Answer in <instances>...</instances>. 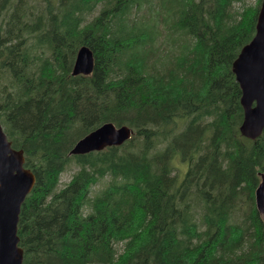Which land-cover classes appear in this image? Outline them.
I'll return each instance as SVG.
<instances>
[{"label":"trees","instance_id":"16d2710c","mask_svg":"<svg viewBox=\"0 0 264 264\" xmlns=\"http://www.w3.org/2000/svg\"><path fill=\"white\" fill-rule=\"evenodd\" d=\"M143 1L0 0V122L35 175L23 264H264V130L240 134L231 66L261 0H159L165 54ZM82 45L93 70L72 75ZM106 122L133 133L69 153Z\"/></svg>","mask_w":264,"mask_h":264},{"label":"water","instance_id":"95a60500","mask_svg":"<svg viewBox=\"0 0 264 264\" xmlns=\"http://www.w3.org/2000/svg\"><path fill=\"white\" fill-rule=\"evenodd\" d=\"M92 50L78 48L71 74H89L93 70ZM241 89L240 104L243 119L239 126L242 136L251 140L264 130V0H261L255 32L240 49L231 64ZM133 129L106 122L76 141L70 154H85L106 146L120 145L130 138ZM254 190L256 210L264 215V174ZM35 183L34 173L24 166L22 149H14L0 123V264H23V249L19 246L17 225L21 205ZM42 264V263H35Z\"/></svg>","mask_w":264,"mask_h":264},{"label":"rangeland","instance_id":"374dc122","mask_svg":"<svg viewBox=\"0 0 264 264\" xmlns=\"http://www.w3.org/2000/svg\"><path fill=\"white\" fill-rule=\"evenodd\" d=\"M246 4H253L255 0H246ZM166 6L169 5L167 0L164 2ZM174 5V2H171ZM241 9V6L239 3L235 4V10ZM95 13V12H94ZM141 14L143 16H148L149 19H152L155 21V25L158 31V41H160L163 45V48L160 50L158 49V53L165 54L169 49L173 48L174 45L172 44V37L176 36L169 30V23L172 21L170 20V17H168V13L166 14L165 10L162 8L161 3L159 0H147L143 1L141 4V7L139 8L137 15ZM172 19V18H171ZM177 38V37H175ZM159 43V42H157ZM165 46V47H164ZM73 167H70L68 170L64 171L61 174L60 177V184L63 185L65 182H67L71 174L73 172Z\"/></svg>","mask_w":264,"mask_h":264}]
</instances>
